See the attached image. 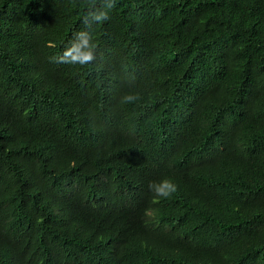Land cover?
<instances>
[{
  "label": "trees",
  "instance_id": "1",
  "mask_svg": "<svg viewBox=\"0 0 264 264\" xmlns=\"http://www.w3.org/2000/svg\"><path fill=\"white\" fill-rule=\"evenodd\" d=\"M87 2L0 0V264H264V0H118L61 63Z\"/></svg>",
  "mask_w": 264,
  "mask_h": 264
},
{
  "label": "clouds",
  "instance_id": "2",
  "mask_svg": "<svg viewBox=\"0 0 264 264\" xmlns=\"http://www.w3.org/2000/svg\"><path fill=\"white\" fill-rule=\"evenodd\" d=\"M118 0H88L82 16L84 29L75 31L62 54L59 56L61 63L70 65H86L95 60L96 43L94 34L90 30L94 24H101L110 19V13L117 5ZM134 96L125 97L126 101L134 100ZM149 190L156 198H168L176 191V185L169 179L153 181Z\"/></svg>",
  "mask_w": 264,
  "mask_h": 264
}]
</instances>
